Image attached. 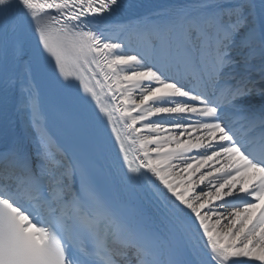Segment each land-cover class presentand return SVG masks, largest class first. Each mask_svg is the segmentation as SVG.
I'll use <instances>...</instances> for the list:
<instances>
[{
	"label": "snow or ice",
	"instance_id": "1",
	"mask_svg": "<svg viewBox=\"0 0 264 264\" xmlns=\"http://www.w3.org/2000/svg\"><path fill=\"white\" fill-rule=\"evenodd\" d=\"M0 264H264V0H0Z\"/></svg>",
	"mask_w": 264,
	"mask_h": 264
}]
</instances>
